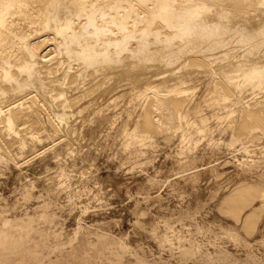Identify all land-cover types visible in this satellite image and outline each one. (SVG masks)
Masks as SVG:
<instances>
[{"label": "rangeland", "instance_id": "1", "mask_svg": "<svg viewBox=\"0 0 264 264\" xmlns=\"http://www.w3.org/2000/svg\"><path fill=\"white\" fill-rule=\"evenodd\" d=\"M235 49L238 47L233 49V53L237 52L238 57L243 54L241 53L244 50L243 47H239L237 51ZM56 54H52L53 62L46 65V67L49 64L50 67L53 65L55 67L59 64L60 69L54 70L53 76L60 75L66 65L64 57ZM219 55L221 54H216L215 57ZM55 56L58 57L59 62ZM195 56L201 57V54L187 53L169 69L168 67L166 69V66L160 62L158 64L151 63L153 66L150 65V68L143 71L138 70L137 73L134 71L131 74L120 68L117 69L118 71H112L113 73L109 71L110 74H104L109 76L108 78L101 76L99 78H103L100 80L89 75L84 81L73 87L68 84L65 87L66 97L72 100L78 96L82 103H79L80 101L76 98L80 105L76 103V107L71 108L72 111L67 108L68 118L69 115L71 118H69V122L64 121L66 125L64 122H60V124L62 123L60 125L54 121V114H52L53 109L54 112H58V106L59 111H62L63 107L60 103L65 97L59 98L60 103L59 100L56 102L50 100L52 107L48 105L50 103L48 100L51 98H43L44 93L35 90L32 96L36 94L35 96L38 95L39 99L34 101L33 97L23 99L29 100L27 102L21 100L26 103L24 106H37L38 110L35 107L33 109L40 111L39 116L43 114L40 119H44V121L42 120L44 123L48 121V117L50 125L46 123L47 130L44 131L46 133L40 132L41 134H37L35 140H29L30 144L25 146L26 149L25 147L20 148L21 145L19 146L17 143L20 136L19 138L16 136L17 139H13L14 136H11L10 139L14 140H11V143H15L12 145L13 147L10 145L13 149L7 146L10 135L6 133L8 136L6 134L0 136L2 140H5L3 137L7 136L6 141L0 139V144H3L0 149V264H264V211L260 210V207L261 209L264 207L262 196V194L264 195V140H262L264 136L257 139L248 138L250 143L247 138H244L247 141L244 139L239 140L240 142L232 141L236 133L233 129L236 130L239 121L243 118V113L238 111L239 115L236 114L235 122H231L225 116L229 108L212 107L208 101L213 95L212 79L220 76L218 71L221 70L217 71V66L222 61L215 59V62H212V66H210L217 71V75L214 74L215 77L205 69L206 67L200 68V66L198 68L189 67L188 70L186 67L185 71L178 72L177 69L179 67L181 69V65L187 61L189 63ZM216 62L219 63L217 66ZM74 65V69L77 70L78 65ZM74 69L73 71H75ZM184 69L182 68V70ZM174 72L175 74H173ZM128 73L130 74L128 75ZM94 78L95 81H93ZM110 78L113 80H107ZM134 79L139 82L137 85L136 82H131ZM184 79L186 80L184 81ZM106 80L109 81L108 85ZM177 80H180L181 83ZM99 81L101 83L98 85ZM183 81L190 92L187 90L185 92L186 95H189L187 101L189 108H186V112L188 114L189 111V116L191 114L190 117L187 116L186 125L184 121L183 125H180L182 128L177 127L175 132L168 137L164 133L163 136H161L162 133L150 134L149 136H155L154 138L151 136L152 144L139 142L146 135L143 133L144 130L141 131L140 138H133V134L144 129V127L142 128L145 119L143 114L148 109V100L151 99L149 97L152 96V92L157 90L161 94L163 91L167 93L181 84L185 88ZM83 82L87 85L85 83L83 85ZM131 83L134 85L132 86ZM135 86L137 87L135 88ZM150 86H155L156 90L155 87L151 88ZM84 88H87L86 91ZM92 88H94V92L91 91ZM188 88H192V90L190 91ZM150 89L154 91L151 92ZM81 90L85 91L86 97H88L85 101L83 100L86 97ZM97 90L99 92H96ZM130 90L132 91L130 92ZM260 90L262 91L260 92ZM138 91H140L139 94ZM247 91L244 90V93L239 95V99L245 96L242 101L252 104L253 107H256L257 103L264 105V89H256L258 92L253 90L255 94L251 89H249V93ZM55 92L57 93L54 91V94ZM170 92L163 95H169ZM192 92L194 93L191 94ZM90 93L94 94L91 98ZM11 95L4 99L5 103L1 102V104L3 103V105L0 104L1 106L5 105L4 109L11 106V104L6 106V101L9 103L10 100L11 103L14 100L12 96L15 95ZM190 95L193 96L190 98ZM246 96L250 99L257 98V100L246 101ZM15 97L12 104L20 105L21 101L17 102V95ZM116 97L118 101L113 100ZM203 97L209 98L206 100V104H204ZM45 99H48L47 102ZM234 99L236 100V98ZM37 100H42L43 103ZM139 100L140 103H138ZM230 102L232 105L234 101ZM204 106L206 109L203 108ZM83 108L85 110H82ZM47 109L50 111L47 112ZM207 109L209 112L206 111ZM131 111L135 113L132 115ZM191 111L192 113H190ZM97 112H99V117L96 116ZM211 112L212 114H210ZM135 114L138 115L135 117ZM195 114L198 116L197 118ZM92 115L95 116L92 117ZM202 117L205 122H201ZM160 119L162 120L161 117ZM212 121L213 123H211ZM53 124L55 126L59 124L60 126H58L61 128L59 129L57 126V129L61 132L56 130ZM200 124H203L207 130L205 133L196 132ZM234 125L236 126L234 127ZM222 128L224 129L222 130ZM120 130L121 132H119ZM187 130L190 131L187 132ZM212 130L214 131L212 132ZM177 131L183 136L186 134L180 138L181 135ZM210 132H212L211 135ZM55 133L57 134L55 135ZM175 133L176 137H174ZM47 134L48 136H46ZM158 135L160 136L158 137ZM213 135L214 137H212ZM221 135L222 137H220ZM188 136H191L190 141H188ZM192 137H195L193 142H191ZM206 137L207 139H205ZM217 137L222 139L218 141ZM225 137H227L226 140ZM157 138L159 141L156 140ZM167 138L169 141L171 140L170 143ZM40 139H42V143ZM186 139L188 142L185 144ZM198 140L201 142L200 144H197ZM1 141L7 143L4 144ZM209 141L211 145H209ZM253 141L256 152L254 147L251 149ZM136 142L137 144H135ZM220 142H225V144L221 145ZM188 143L189 145H187ZM233 145L236 147H232ZM209 146H212L211 150H209ZM213 146H216V149L219 146L220 151L213 150ZM130 147L136 154H132ZM181 147H184V150L180 149ZM127 149H130L131 153ZM231 150L236 152H231ZM181 151L183 155L180 153ZM189 151L190 154L193 151L190 158ZM178 154L183 157L179 158ZM132 155L139 156V159H136L137 156L134 157V160L130 159L133 157ZM146 155L149 156V159L148 156L146 158ZM258 155L263 157H258ZM65 174L69 176L66 178ZM69 177L71 180L69 179L68 182ZM242 182L252 186L257 184L258 192L262 190V193L257 194L258 192L254 191L250 195L252 197L255 194L256 201L253 200L254 196L253 199L251 198L252 200L249 197L245 202L236 199L235 204H229L232 205V212L231 207L228 204L225 205L223 200L233 191V188ZM68 183H71V187ZM65 184L67 185L65 186ZM62 186L66 187V190ZM259 188L261 189L259 190ZM259 195L262 199H258ZM249 199L250 203L254 202L250 204ZM237 203L241 208H245L244 205L247 204L251 206L240 210ZM226 206L230 208V212ZM221 208H226V210ZM255 208L258 210L256 219L260 216L261 219H258L259 221L251 220V225L258 221V225L256 224L253 230L254 226L251 228L250 224L247 227L244 226L243 217ZM238 209L242 211L241 214L238 213L241 215H239L240 221L237 220L238 218L236 219L237 216L232 215L236 214ZM27 220L33 221L30 229L24 228ZM253 222L256 223L253 224Z\"/></svg>", "mask_w": 264, "mask_h": 264}, {"label": "bare ground", "instance_id": "2", "mask_svg": "<svg viewBox=\"0 0 264 264\" xmlns=\"http://www.w3.org/2000/svg\"><path fill=\"white\" fill-rule=\"evenodd\" d=\"M236 47H238V49L239 47L244 48L243 52H241L243 54L241 56L239 55V57L237 56V52L233 53L234 51L233 49ZM238 49H235V50L237 51ZM54 53H57L56 55H59L60 57L62 55L65 60L64 63H66V65L63 68V72L60 75L56 74L55 76H53L54 70H57L58 68L60 69V67L58 66L59 64H57V66L55 65V67L54 65L53 67L51 66L52 68L50 67V64H51L50 62L51 61L53 62V58H54L52 54L54 55ZM187 53H198V54H201V57H197V56L192 57L189 63H187L188 62L187 61L185 62L186 64L184 63V65H181V69L179 67L180 71L179 69H177L178 72L185 71L186 67L188 70L189 67L198 68L200 66V68L206 67L205 69L211 74H213V76L215 77L214 74H216L218 70H221L220 72L218 71L220 76H217L218 78H213L211 82L212 87H213L212 88L213 95L210 96L209 94H211V92L208 90L209 91L208 95L211 98L210 99L208 97L206 98L209 99L208 101L210 102V105L212 107L229 108L225 116L228 119H230L231 122H235L236 114L239 115L238 111L243 113V118L241 117L242 120L239 121V123L237 122L238 125L236 127V130L235 128L233 129V131L234 132L236 131V133L235 135L233 134L235 137L234 139L232 137L231 140L233 139L232 141L236 142L239 140L242 141L244 138H247L248 140V138L257 139V138H261L262 136H264V105L256 102L257 103L256 107H253V105L250 104L249 101H248L249 104H246L247 102L244 103L242 101V99L245 96H243L242 99H239V95L244 93L243 92L244 90L249 91V89H251L252 91L253 90L256 91V89H264V0H0V104L1 102L5 103L4 99L8 98V95H11V93L12 95L13 94L15 96L17 95V97L19 98V99L17 98L16 100L17 102L19 100L20 101L23 100L24 98H33V97L35 101L36 99H39L40 97L37 98L38 95L35 96L36 94L32 96L34 90L39 91L40 93H44L43 98H47V97L51 98L49 100L45 99L46 102L47 100L48 102H50V100L53 102L54 101L56 102L59 100V98L65 97L63 98L61 103H60V100L58 101L61 107H63L62 111H59L60 108L57 105L58 103L56 104V107L58 106V109H59V110L56 109L58 110V112L57 111L54 112V109L52 108L53 109L52 114H54V118H55V120L54 119L53 120L57 121L59 124L60 122L63 123L64 121L65 122L70 121L69 118L71 117L69 115V118H68L69 113H67V108L71 110V108L74 107L76 103H78L76 99L78 98V96L72 100L66 97L65 93L67 91L65 87H67L68 84H70L71 87H73L74 85L84 81L89 75H93L95 76V78L97 77V79L101 76H104V77L106 76V78H108L109 76L104 75V74L109 73V71L111 72L112 71L114 72L115 70L118 71L117 69H120V68L127 70V72H130L131 74L134 71H136L137 73L138 70L143 71V70L150 68L149 67L150 65L153 66L151 63L158 64V62H160L162 63V65L164 64L166 66V69L167 67L169 69V67H173L174 65H176L178 61ZM219 53L221 55L215 57L216 54H219ZM57 58L58 57H56V59ZM215 59H218V60L220 59L222 61L220 62V64L217 63L218 61L216 62L215 65L217 66L219 64L218 66L220 67L218 69V66H217V71L214 70L215 68L212 69V67H210L212 66V62H215ZM48 63L50 64L47 67H50V68L46 67ZM74 64L78 65V69L76 66L77 70L74 69L73 67L75 66ZM182 68L183 69L185 68V69L182 70ZM73 69L75 71H73ZM144 72H148V71H144ZM175 72L173 74H175ZM130 73H128V75ZM172 76H175V75H172ZM95 78L93 81H95ZM112 78L107 79V80L110 81ZM145 78L147 79L146 76ZM185 80L186 79H184V81ZM109 81L106 82L107 85ZM184 81L182 83L185 85ZM131 82L132 83L136 82L135 83L136 85L139 83L136 79H134ZM178 82L181 83L180 80ZM84 83L85 82H83V85ZM100 83L101 81H99L98 85ZM132 83L131 85L133 86L134 84ZM83 85L82 87H84ZM103 85L106 86V84L104 83ZM181 85H179V87L175 89H172L174 87L170 88L173 90V91L170 90L171 92L167 90L168 92L171 93L169 95H163V94H168L167 91H166L167 93L163 91V94H161L160 91L156 90L155 86H154L155 88L150 86L151 88H154L156 91H154L153 89L152 90L150 89L151 92L152 91L154 92H152L153 94L151 97L148 96L149 98H151L149 99L150 101L147 99L149 102V105L147 107L148 109L146 113L143 114V116L145 115L144 125L141 122L142 128L144 127V129H141L139 133L137 131L135 134H133L132 135L133 138L135 139L140 138L142 136L141 131L144 130L143 133L144 134L146 133V135L143 136V138L139 142L143 144L145 143L147 144V143H151L152 135L149 136L150 134L162 133L161 136H163V133H164L168 137V135L175 132V129L177 127H181L180 125H183L182 123H184V121L186 125V119L191 116V114L190 116L188 115L189 111H188V114L186 112V108L187 107L189 108V106L187 105L189 95L185 94L188 86L186 87L185 85V88H183ZM136 87L137 86H135V88ZM94 88L90 90L93 91ZM147 88L148 86L146 87V89ZM101 89H103V87ZM188 89L190 91L192 90V88H188ZM134 90H137V89H134ZM54 91H57V93L55 92L54 94ZM85 91H82V92H84V95L86 97ZM131 91L132 90H130V92ZM255 91H253V93ZM261 91L262 90H260V92ZM96 92H99V91L97 90ZM139 92L140 91H138V94ZM81 93L80 95L83 96ZM193 93L194 92H192L191 94ZM90 94H91L90 96L91 98L94 94L93 95L92 93ZM145 95L147 96V93ZM248 95L250 97V94ZM15 96L14 97L12 96L14 100L16 99ZM192 96L193 95H190V98ZM70 97L72 98V96ZM87 98L88 97L84 98L83 101H85ZM234 98H236V100ZM79 99L80 98H78V101H80ZM207 99H205L204 101L205 103L203 102L204 104H206ZM251 99L247 97L246 101L251 100ZM113 100L118 101L117 97L116 99H113ZM140 100L138 103H140ZM255 100H257V98ZM27 101L29 100H26V102ZM37 101H40V100H37ZM230 101L232 102L234 101L232 105L230 104L231 103ZM6 102H7L6 106L7 104H11V106L10 107L8 106L7 107L8 109L6 108L4 109L5 105L4 107L1 106L3 105V103L0 105V136L5 135L6 133L10 135L9 137L6 134L9 139L12 138L13 136H14L13 139L16 138V136L17 138H19L20 136V138L18 139V142L15 141L19 143L18 144L19 146L21 145L20 148L25 147L26 145L29 146L30 144L29 140L31 141L35 140L34 138H37L36 136L37 134H41L42 132L47 130L45 124L48 123V125H50L49 124L50 122H48L50 121V119L46 115L48 121L46 120L47 122L44 123L43 122L44 119H42L43 121L40 119L43 114L39 116L40 111L39 112L37 111L38 110L36 108L37 106H24L26 103L22 101L20 105H16V104L13 105L12 102L10 103V100H9V103L8 101ZM111 102L114 103V101H111ZM201 102L202 100L200 101V104ZM79 103H82V102L80 101ZM50 104L51 102L48 105L51 106ZM91 104H94V103L91 102ZM43 106H46V104H43ZM33 107H35L37 110H35V108L33 109ZM93 107L95 108L96 106H93ZM230 107H233V108H230ZM40 108L42 107L40 106ZM203 108H205V106ZM85 109H86V106H85ZM85 109L83 108L82 110H85ZM89 109H90V104H89ZM82 110H81V113H83ZM208 110L209 109H207L206 111L209 112ZM48 111H50V109L49 110L47 109V112ZM134 111L133 113H135ZM192 111L190 113H192ZM99 112H97L96 116H98ZM212 112L210 114H212ZM136 115L138 114H135V117ZM203 115L205 114L203 113ZM51 116L53 117V115ZM94 116L95 115H92V117ZM135 117L133 118L136 119ZM160 117L162 118V120L160 119ZM197 117L198 116H196V118ZM220 117H222V115ZM196 118L194 117V119ZM134 119L132 120L135 121ZM86 121L88 120L86 119ZM213 121L211 123H213ZM201 122H205V119L203 117L201 119ZM62 123L60 125H62ZM58 125L55 126L53 124V126L56 127V130L61 132V130H59L61 127H59L60 125L59 126ZM208 125L206 126L208 127ZM57 126L59 127V129H57ZM235 126L236 125H234V127ZM214 127H212V129ZM223 129L224 128H222V130ZM188 131L190 130H187V132ZM205 131L207 130L205 129L203 124L202 125L200 124L196 129L197 133H205ZM213 131L214 130H212V132ZM119 132H121V130ZM212 132H210V135L212 134ZM45 133L46 132H44V134ZM176 133L175 135L173 134L174 137H176V135L179 132L177 134ZM183 133L185 132L183 131ZM11 134H15V135H11ZM48 134L46 136H48ZM56 134L57 133H55V135ZM191 134L193 135V132ZM51 135L49 136L51 137ZM121 135L123 134L121 133ZM179 135L181 134L179 133ZM214 135L212 137H214ZM7 136L3 137L5 140H2L1 138L0 139L2 141H6ZM159 136L160 135H158V137ZM184 136L181 135L179 137L181 138ZM152 137L154 138L155 136H152ZM190 137L188 136V141H190L189 140ZM220 137H222V135ZM192 138L193 139H191V142H193L192 140H194L195 137H192ZM167 139H168V142L170 143L171 140L169 141V138ZM205 139H207V137ZM221 139H218V141ZM226 139L227 137H225V140ZM11 140L12 139L9 140V143L7 145L8 147L10 145L12 146L13 144H15L14 142L12 144ZM40 140L42 143V139ZM40 140L38 141L39 143H40ZM156 140H158V138ZM212 140L213 139L211 138V141ZM262 140L264 139L262 138ZM188 141L186 139L185 144ZM254 141H253V146H251V149L255 148ZM126 142L127 140L125 141V143ZM130 143H131L130 145L132 146V142ZM200 143L201 142L197 144H200ZM209 143H210L209 145H211L210 141ZM258 143H261V142H258ZM135 144H137V142ZM135 144L133 145L135 146ZM220 144L221 145L225 144V142L223 143L220 142ZM187 145H189V143ZM221 145L220 147H222ZM1 146L3 147V144L2 145L0 144V149L2 148ZM195 146H196V143H195ZM211 147L209 150H211ZM215 147L213 148V150L214 149L219 150L218 149L219 146L217 147V149ZM232 147H234V145ZM232 147L230 149H233ZM11 148H9V150L13 149ZM183 148L181 147L180 149H183ZM127 150L130 151V149H127ZM238 150H239V145H238ZM254 150L256 152V148ZM131 151H132V148H131ZM232 151L234 150H231V152ZM134 153L136 154V152L132 151L133 155ZM180 153L183 155L182 151ZM191 154L189 151V158L191 157L190 156ZM148 155H146V158ZM182 155L181 157H183ZM135 156L131 157L130 159L134 160ZM260 156L258 155V157ZM138 157L139 156L135 158L139 159ZM178 157L181 158L180 155ZM148 159H149V156H148ZM150 159H151V156H150ZM261 159L263 160V158ZM63 175H62V178L64 177ZM68 176L69 175H67L66 178ZM69 179L71 180V178L69 177L67 181ZM245 183L246 182L239 183V185H237L236 188H233V191L231 193L225 196L223 200L225 205L233 204L236 199L244 200V202L246 201V199L248 200L249 197L250 199L251 198L253 199V196L255 194H253L252 197L250 195H252L254 191L258 192V189H257L258 185L256 184L257 185L256 186L252 183L253 184L252 186L250 184H247V183L245 184ZM68 184L70 186L71 183H68ZM66 185L67 184H65V186ZM255 186L256 188H254ZM64 188L66 190V187ZM261 188H259V190ZM261 191H259L257 194L262 193ZM260 196L261 195H259V198L258 197L257 198L262 199ZM262 196L264 199L263 194ZM255 197L256 196H254L253 200L256 201ZM250 199L248 201L249 203H250ZM224 203H223V207H224ZM240 205H242L241 202H240ZM240 205L238 207L240 208V210L242 209L245 210V208L248 206V204L247 205L243 204L244 207L245 206L246 207L241 208ZM231 206L229 205V207ZM229 207H228V210L230 212L231 210ZM221 209L226 210V208H221ZM240 210L236 212L237 211V208H236V211L234 212H236V214L240 212L241 214L242 211ZM260 210L264 211V207L263 209H261L260 207ZM232 212H233V209H232ZM256 213H258L257 208L253 209L252 211H250L243 217L244 219L243 221L245 224L244 226L247 227L250 224L251 228L254 226V228L252 229L253 230L255 229L256 224L259 221L258 219H261V216L256 219ZM236 214H232V215H235L234 217L237 216L236 219L238 218L237 220L240 221L239 219L241 215L240 214L236 215ZM252 219L258 220L257 223L253 222V224L254 223L256 224L251 225L252 223L250 222L253 221ZM32 223H33L32 220H27L26 223L24 224V228L30 229L32 226Z\"/></svg>", "mask_w": 264, "mask_h": 264}]
</instances>
